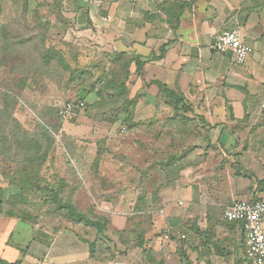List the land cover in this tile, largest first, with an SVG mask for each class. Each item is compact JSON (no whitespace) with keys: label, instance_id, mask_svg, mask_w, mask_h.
<instances>
[{"label":"crops","instance_id":"crops-1","mask_svg":"<svg viewBox=\"0 0 264 264\" xmlns=\"http://www.w3.org/2000/svg\"><path fill=\"white\" fill-rule=\"evenodd\" d=\"M2 1L4 8L12 7L10 0ZM52 3L27 0L26 6L42 11L50 10ZM18 6L14 8H23ZM65 10L70 28L61 34L73 43L81 65L105 55L145 62L141 76L134 61L129 68L130 99L138 96L132 124L138 125L129 128L127 115L110 124L84 114L77 134L110 142L119 137V124L132 132L142 123L145 136L155 139L144 148L142 168H147L179 137L165 127L173 109L168 106L171 99L161 97L156 84L160 82L185 97L193 113L188 116L208 124L209 142H202L207 153L203 155L205 149L198 157L191 153L190 160L196 163L174 188L160 191L159 208L143 212L136 229L115 223L122 218L129 223L138 192L128 191L131 208L126 212L123 206L105 202L104 212L112 223L104 239L111 247L108 255H91L86 229L56 230L0 214V264H252L243 224L226 221L224 211L238 200L264 199V184L259 185L264 182V0H68ZM54 17L48 18L52 26L64 27ZM227 30H237L252 49L241 65L234 63L232 51L212 50L215 38ZM76 95L71 90L68 98ZM89 98L95 100V95ZM116 148L110 150L113 160L106 157L101 168L109 182L124 180L122 171L136 165L118 161L122 147ZM215 151L223 153L222 169ZM238 163L244 170L236 175ZM144 184L151 192L149 177ZM6 185L0 176V186ZM17 193L14 187L7 190L8 195ZM123 231L125 240L118 234ZM182 235L187 238L182 240Z\"/></svg>","mask_w":264,"mask_h":264},{"label":"trees","instance_id":"trees-1","mask_svg":"<svg viewBox=\"0 0 264 264\" xmlns=\"http://www.w3.org/2000/svg\"><path fill=\"white\" fill-rule=\"evenodd\" d=\"M67 2L68 0H53L50 7L52 14L55 15L58 22L63 24L65 29L70 28L68 25L69 21L65 17V4ZM26 3L27 0H10L9 4H11L12 8L19 4V6L23 4V8H14L15 14L19 11V19L9 21L8 16L4 13V1L0 0V69H7L1 57H9L11 54L20 55L23 50L28 49L27 45L24 44L33 41L34 46L31 54H29L31 56L29 68L26 70L19 64L15 65L16 69L14 68L11 72L16 73L18 71L21 76H24L23 80H21V88L39 91L40 81H45L59 93L62 92L65 98H68L71 90H75L77 95L70 101H84L85 109L83 113L88 117L100 122L114 124L120 119V116L127 115L126 122L129 128L137 126L138 124L134 125L132 121L138 96L130 99L128 81L131 72L129 68L134 61L137 66V74L141 76L143 75L145 62L139 57L131 60L123 57L117 60L115 57L105 55V58H99L96 62L93 61L94 63L81 65L73 43L63 37L60 38L61 41L56 43L54 39L49 37L48 32L52 27V23L49 20H37V23L30 21L29 15L32 12L35 14V11H38L39 8L29 11ZM179 7H181L180 9L184 8L181 4ZM37 17L35 15V18ZM92 80L93 83H91ZM156 84L159 86L161 97L172 101L168 106L173 109V115L167 120L165 127L171 132H176L179 137L172 139L167 152L159 155L147 168L144 169L132 164L133 168L141 173L138 172V175L128 185L129 189L138 192V201L133 207L134 215L129 218L128 224L132 229H136L141 225V222H137V220L140 219L143 212L154 211L159 208L161 204L160 191L164 188H174L181 180L182 173L194 165V162L190 160L192 151H187L190 140L200 139L202 142H209V138L206 136L208 124H206L204 119L188 116V114L193 113L185 97L175 93L160 82ZM90 95H95V100L86 102ZM45 113L49 117L47 114L49 113L48 110ZM56 117L61 120L59 111H57ZM14 118L15 122L22 126L20 121L16 117ZM43 118L41 117L40 119L43 120ZM73 120L75 119L70 121ZM177 120H182L185 128H177V124H175ZM39 122L38 126L42 127V136L40 137L0 130V152L7 149L8 153L4 155L6 160L10 153L13 155L7 161L4 159L6 169L0 168V176L7 183L6 186H0V214L24 219L22 214L26 211H22L18 205L20 201H26V195L36 194L38 191V193H42L43 200L49 204L51 212L56 211L59 214H66L73 223L80 224L75 226V228L86 229L83 230L84 235L87 237L85 241L90 246L92 256L111 254V247L104 240L108 239V233L110 232V226L108 225V222H110L109 214L105 212V215H101L102 221L91 219L90 215L83 214L74 203H71L70 196L65 195L64 189L67 184L65 177H62L63 181L61 180L62 184L59 186H54L56 183L44 181V174L48 171V164L56 159L54 157L55 147L59 145L61 140L58 139L60 137L57 135L61 133L63 124L60 121L62 124L61 129L60 126H55L56 131L52 133L43 127L44 125L41 124L40 120ZM192 124H194L193 127L191 126ZM69 137L70 135L66 133L61 138L69 140L71 138ZM61 142L63 143L62 140ZM7 146L10 147L8 148ZM209 146L213 149L211 143ZM67 149L71 152L69 147ZM206 153L207 149L204 150L203 155L206 156ZM108 154L112 155V152L108 149L102 153H97L93 164L96 175H100V170ZM115 157L119 158L117 155ZM218 157L221 158V154ZM0 165H2L1 159ZM225 165L226 163L222 158L220 169ZM239 165L238 163L234 168L236 175L244 170ZM245 173L247 174V171ZM147 177L150 179L151 192L148 190L149 187L144 184ZM263 184V181L262 184L259 183V185ZM9 186L19 187L21 193L8 195ZM149 198L151 205L148 204ZM32 218L31 216L24 220L30 221ZM88 228L94 230L95 234L92 235L90 233L91 230ZM118 234L122 236V240H125L127 231L119 232Z\"/></svg>","mask_w":264,"mask_h":264},{"label":"rangeland","instance_id":"rangeland-1","mask_svg":"<svg viewBox=\"0 0 264 264\" xmlns=\"http://www.w3.org/2000/svg\"><path fill=\"white\" fill-rule=\"evenodd\" d=\"M44 6L46 7V5ZM36 11L35 14L32 12L31 15H29L30 21L37 23V20L40 21L43 19L46 21L48 18H50V16L52 17L51 12H49L51 10H38L37 14ZM17 12L19 13V11ZM4 13L6 16H8L9 21L19 19L18 13L15 14V9L10 6H5ZM48 14L49 16H47ZM35 15L38 17L35 18ZM53 28V26L50 28L48 35L51 39H54L56 43H58L61 41V30H64V27L61 29H59V26L57 29ZM24 45H27L28 49H25L24 47L25 50H23L20 55L17 54V56H15L11 54L9 57H1L7 69L0 70V130H6L8 132L12 131L16 134L22 133L26 134V136L40 137L42 136V127L40 128L38 126L40 123L39 120L41 121V124L44 125L43 127L47 128L48 131L52 133H55L56 131L55 126H60L61 129V125L63 124L61 133L57 135L60 137L58 139H61L63 143L60 140L59 145L55 147L54 157H56V159L48 164V171L44 174V181L47 183L50 181L51 183H56L54 186H59L62 184V177H65L67 179V184L64 189L65 195H69L71 198V203H74V205H76V207L79 208L83 214L90 215L91 219L99 221L103 220L101 219V215H105V202H108L107 204H114V208H117V205L123 206V211H129L131 207H129L128 204H130L131 201H129L128 191L131 189H129L130 187L128 185L130 183L127 182V178L136 177L139 171L133 167H128L127 169L125 168L126 170L124 169V171H122V175H125L121 176V178L123 177L124 180L121 179V181H118L119 179H116L113 182H109L107 178L105 179V177L108 175L106 171L101 172L100 170V175H96L93 165L94 161L98 152L102 153L106 151V149H112L115 151L117 150L116 147L120 145V147H122L120 148L122 153L119 154L123 156H120L121 158L117 160H120L121 163L125 162L124 164H128V161L129 163L134 162L136 165L142 168L143 158L146 155L144 148L147 150L146 147H150L149 145L155 140L154 137L149 138L145 136L146 130L142 124L138 127V129L132 132H129L128 130L124 131L121 128L122 125L119 124V130L117 132V136L119 137L112 138L110 142L107 141V138H105L107 140L103 141L100 140L102 138L97 140L94 138V135L93 137H89L85 134H77L76 131L81 119L80 116L84 115L83 112L80 113V115L73 121H64L59 119L62 123L61 124L56 117L57 111H59L60 107L67 100L70 101V99H74V97L65 98L62 92L59 93L54 87L48 85L45 81H40V87L38 88L39 91H31L30 89L21 88V80H23L24 76H21L18 71L16 73H11L14 68L16 69L15 65L20 64L26 68V70L29 68L28 65H30L29 63L31 58L29 54H31L34 42L30 41ZM91 83H93V80ZM88 101L92 102V99L89 98ZM47 110L49 112L47 113L49 117H47L45 113ZM172 115L173 114L170 113L168 119H170ZM14 117L20 121L22 126L15 122ZM41 117H44L43 120L40 119ZM140 118L142 117L140 116ZM175 124H177V128H185L182 120H177ZM191 126L193 127L194 124ZM66 133L71 137H69V140L61 138L63 134ZM190 141L191 142L187 147V151H192L193 157L200 156L202 151L205 149V147L202 148V141L200 139H191ZM7 147L9 148L10 146ZM68 147L70 148L71 152H69L67 149ZM6 150H2L0 152V159L2 163V165H0L1 169H6V162H4V159L6 160L4 155L8 153ZM9 152L11 151L9 150ZM210 153L211 152L209 151V154ZM215 153L220 156L218 151H215ZM162 154L163 153L160 155ZM9 155L10 156L7 157L8 159L13 156L12 153ZM112 155L108 154L106 157L109 158V160H113L111 159ZM222 156L223 153L221 154V157ZM156 158L157 157H155L154 160ZM215 158L218 163L221 159V164L222 158ZM192 161L196 163L197 160ZM216 161H214L215 164ZM9 187L17 188V194L21 193V189L19 187ZM41 194L42 193H38L37 191L36 194L31 193L26 195V201H20L18 206L22 209V211H26L22 214L24 219L32 216L33 218L30 219L32 223L42 226H49L56 230L64 227H75L80 225L73 223L66 214H59L56 213V211L51 212L49 204L43 200ZM246 200L247 199H242L238 201ZM120 220L121 221H117L115 224L119 226H126L129 224L126 218H122ZM82 225L84 226V224ZM108 225H112L111 221L108 222ZM90 230V233L94 235V230Z\"/></svg>","mask_w":264,"mask_h":264},{"label":"built area","instance_id":"built-area-1","mask_svg":"<svg viewBox=\"0 0 264 264\" xmlns=\"http://www.w3.org/2000/svg\"><path fill=\"white\" fill-rule=\"evenodd\" d=\"M212 50L218 53L232 51L234 63L241 65L246 61L252 49L243 42L237 30H227L215 38ZM84 109V101H66L59 109V117L64 121H69L77 118ZM224 219L228 222L243 224L248 259L252 264H264V199L235 202L225 209ZM186 238V235L181 236L182 240Z\"/></svg>","mask_w":264,"mask_h":264}]
</instances>
